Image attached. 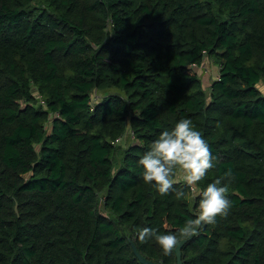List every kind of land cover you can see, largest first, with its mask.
<instances>
[{
	"label": "trees",
	"instance_id": "16d2710c",
	"mask_svg": "<svg viewBox=\"0 0 264 264\" xmlns=\"http://www.w3.org/2000/svg\"><path fill=\"white\" fill-rule=\"evenodd\" d=\"M184 118L218 158L198 186L231 170L232 207L183 264H264V0H0V264H142L131 241L177 264L137 233L177 234L199 197L138 161Z\"/></svg>",
	"mask_w": 264,
	"mask_h": 264
},
{
	"label": "clouds",
	"instance_id": "9594fccd",
	"mask_svg": "<svg viewBox=\"0 0 264 264\" xmlns=\"http://www.w3.org/2000/svg\"><path fill=\"white\" fill-rule=\"evenodd\" d=\"M217 159L190 119H180L172 130L159 134L150 150L138 161V165L143 168V181L152 185L161 196L175 191L176 198L181 199L185 193L174 188L177 183L174 177L179 173L193 197H199V203L195 218L187 219L177 234L161 235L154 228L144 227L137 233L140 243L155 239L164 255H171L183 240L197 235L203 225L216 223L217 217L227 218L232 207L227 195L231 170L203 189L198 186V182L203 181L209 170L216 166Z\"/></svg>",
	"mask_w": 264,
	"mask_h": 264
},
{
	"label": "rangeland",
	"instance_id": "374dc122",
	"mask_svg": "<svg viewBox=\"0 0 264 264\" xmlns=\"http://www.w3.org/2000/svg\"><path fill=\"white\" fill-rule=\"evenodd\" d=\"M192 71H195L200 75L206 93L209 94V86L211 84V81L218 76L219 66L213 61V59H211L210 57H206L204 59V62L199 66H194L192 68ZM100 95V93L95 94L94 98H97ZM176 179L183 180L182 176L179 173H177Z\"/></svg>",
	"mask_w": 264,
	"mask_h": 264
},
{
	"label": "water",
	"instance_id": "95a60500",
	"mask_svg": "<svg viewBox=\"0 0 264 264\" xmlns=\"http://www.w3.org/2000/svg\"><path fill=\"white\" fill-rule=\"evenodd\" d=\"M186 240H183L182 243L178 246L177 249H175V253H176V257H177V264H183V260H182V246L184 245ZM131 245L133 247V250L135 252V255L136 257L139 259V261L142 263V264H163L162 261H154V260H150L148 259L147 257H145L144 255H142L135 243L133 241H131Z\"/></svg>",
	"mask_w": 264,
	"mask_h": 264
}]
</instances>
